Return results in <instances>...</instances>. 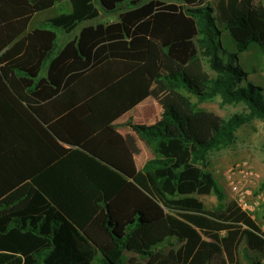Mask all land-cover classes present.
<instances>
[{"label":"trees","instance_id":"obj_1","mask_svg":"<svg viewBox=\"0 0 264 264\" xmlns=\"http://www.w3.org/2000/svg\"><path fill=\"white\" fill-rule=\"evenodd\" d=\"M62 1L70 11L28 29ZM114 13L58 45L57 30ZM220 26L237 52L222 48ZM252 43L264 54L260 0H0V264H240L241 242L264 254L257 221L224 201L207 168L241 125L260 118L264 130L261 87L242 86L237 63ZM161 50L179 70L161 74ZM155 80L247 110L205 139L188 134V117L171 105L155 123L126 122L152 152L138 168L115 122ZM169 237L178 247L159 248Z\"/></svg>","mask_w":264,"mask_h":264},{"label":"rangeland","instance_id":"obj_2","mask_svg":"<svg viewBox=\"0 0 264 264\" xmlns=\"http://www.w3.org/2000/svg\"><path fill=\"white\" fill-rule=\"evenodd\" d=\"M260 1L264 4V0ZM65 3L67 2H57L51 8L34 15L29 23V29L40 25L42 21L64 11ZM205 3L213 5L214 0H205ZM111 18L113 20L116 19V14H101L98 21L94 20L92 22L110 21ZM220 30L219 40L222 48L227 52H237L235 41L229 33L222 26H220ZM76 31H73L67 36V34L57 30L58 45L62 46L67 40L73 38L76 35ZM164 59L165 63L161 74L180 69L179 64L171 60L166 53H164ZM237 63L247 73L246 80L242 81L241 85L246 86L249 81L254 85L260 86V93L264 95V54L259 47L255 43H252L247 50L238 52ZM205 68L210 72L207 66ZM166 89L164 88L163 82L157 80L153 84L151 98L140 105L131 115L128 114L119 118L120 122L116 123V128L120 132H123L132 145L136 163L139 167L148 158L152 157V152L138 136L136 131L126 124V122L145 125L155 123L161 118L165 106L171 105L180 115L188 117V124L184 126L187 133L200 139H205L212 134L213 128L218 126L222 119H225L231 114L241 113L247 110L244 102L223 103L219 95H216L210 100L198 102L194 95L182 89ZM263 142L264 130L262 120L260 118H254L236 130L234 140L230 145L215 149L208 154L207 168L214 174L224 191V201L226 203L231 202V199L228 195V187L224 180V172L236 161H248L260 174L261 180H264ZM197 197L203 201L205 209L211 210L214 208L216 198L213 194L197 195ZM256 221H258L257 218ZM178 245L179 243L174 237H169L159 244L158 247H163V250H168L170 247L176 249ZM239 257L240 264H245L247 262L246 258H257L258 253L248 250L244 242H241L239 246ZM91 264H96V262L93 261Z\"/></svg>","mask_w":264,"mask_h":264},{"label":"built area","instance_id":"obj_3","mask_svg":"<svg viewBox=\"0 0 264 264\" xmlns=\"http://www.w3.org/2000/svg\"><path fill=\"white\" fill-rule=\"evenodd\" d=\"M228 195L241 210L256 220L257 213L264 205V188L260 187V174L246 160H239L230 165L224 172ZM259 234L264 239V218L257 221ZM264 264V254L258 257ZM246 264V263H245Z\"/></svg>","mask_w":264,"mask_h":264},{"label":"crops","instance_id":"obj_4","mask_svg":"<svg viewBox=\"0 0 264 264\" xmlns=\"http://www.w3.org/2000/svg\"><path fill=\"white\" fill-rule=\"evenodd\" d=\"M62 2H67V3H65V8H64V11H66V12H68V11H70L71 10V5L69 4V2L68 1H62ZM215 3H216V0H214V4L213 5H211V6H215ZM59 13H61V12H59ZM58 13V14H59ZM58 14H56V15H58ZM36 15V14H35ZM111 15V14H110ZM55 16V15H54ZM34 17V16H33ZM32 20V19H31ZM110 21H113V18H111L110 19ZM93 22L92 21H89V22H84V23H82L79 27H77V31L76 30H74V31H76V34L78 33V31L80 30V28L83 26V25H87V24H92ZM34 28V27H33ZM28 29H29V27H28ZM32 29V28H31ZM30 30V29H29ZM67 36H68V34H67ZM164 51L163 50H161V58H162V67H161V71H162V68H163V65H164V63H165V59H164ZM177 70H179V69H177ZM160 71V72H161ZM176 71V70H175ZM157 80H155L152 84H151V86H150V89H149V91H150V94H149V96H148V98L147 99H145L144 101H142L140 104H138L137 106H135L133 109H131L130 111H128L126 114H124L123 115V117L125 116V115H131L140 105H142L144 102H146V101H148L150 98H151V95H152V87H153V84L156 82ZM161 81V80H160ZM164 84V83H163ZM164 88H166L165 87V85H164ZM167 90V89H166ZM169 92V91H168ZM169 97H170V95H169ZM118 122H120V119L119 120H117L116 122H115V124L116 123H118ZM122 123V122H121ZM122 124H124V123H122ZM116 130L120 133V134H122L125 138H126V136L123 134V132H120L119 130H118V128H116ZM127 139V138H126ZM127 141H128V139H127ZM130 143V142H129ZM131 145V144H130ZM133 156H134V160H135V164H136V166L138 167V168H140L139 166H138V164L136 163V157H135V154L133 153ZM143 165V164H142Z\"/></svg>","mask_w":264,"mask_h":264}]
</instances>
